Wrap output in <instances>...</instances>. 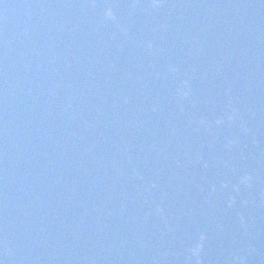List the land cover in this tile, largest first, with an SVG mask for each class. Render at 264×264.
<instances>
[{
  "label": "water",
  "instance_id": "95a60500",
  "mask_svg": "<svg viewBox=\"0 0 264 264\" xmlns=\"http://www.w3.org/2000/svg\"><path fill=\"white\" fill-rule=\"evenodd\" d=\"M0 264H264V0H0Z\"/></svg>",
  "mask_w": 264,
  "mask_h": 264
}]
</instances>
